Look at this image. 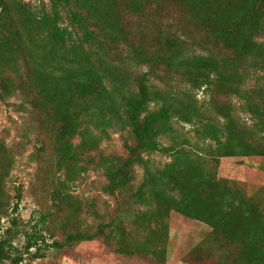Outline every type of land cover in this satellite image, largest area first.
I'll return each mask as SVG.
<instances>
[{
  "label": "trees",
  "instance_id": "obj_1",
  "mask_svg": "<svg viewBox=\"0 0 264 264\" xmlns=\"http://www.w3.org/2000/svg\"><path fill=\"white\" fill-rule=\"evenodd\" d=\"M50 1L52 11L37 14L23 1L0 0V98L21 91L37 153L53 159L41 170L36 234L13 255V220L0 236V264L43 258L56 230L64 243L49 249L102 240L117 255L163 262L173 213L211 229L196 264H264V187L248 196L219 178L222 159L264 158V0ZM63 8L83 32L81 43L61 26ZM252 78L263 82L248 87ZM201 91L207 102L196 97ZM175 122L191 126L198 141ZM112 132L127 134L128 156L99 153ZM155 154L171 161L156 167L146 158ZM14 163L0 139V222L11 210ZM91 169L105 175L106 194L139 208L130 224L120 207L102 218L88 203L100 222L72 232L86 206L71 191ZM21 200L19 193L13 212Z\"/></svg>",
  "mask_w": 264,
  "mask_h": 264
},
{
  "label": "rangeland",
  "instance_id": "obj_2",
  "mask_svg": "<svg viewBox=\"0 0 264 264\" xmlns=\"http://www.w3.org/2000/svg\"><path fill=\"white\" fill-rule=\"evenodd\" d=\"M30 4L33 11L37 14L43 10L50 13L52 3L50 0H20ZM63 21L61 26L73 31L77 43H81L83 32L74 26L68 13V8L62 9ZM134 21L133 28H137V19ZM264 43V37L260 39ZM144 71L147 69L144 68ZM259 78H252L248 87L258 84ZM196 97L202 102H207L210 98L203 91L196 93ZM224 103H230V100H224ZM232 103L239 109L237 116L250 122L247 114L240 110L239 101L233 100ZM23 104L21 91L15 92V96L2 100L0 98V139L7 147L12 150L15 157V163L12 167L11 176L7 181V192L11 195V210L8 216L3 217L0 222V236H4L7 229L11 227L13 220H16L18 227L16 234L12 239L14 250L13 255L23 253L29 239L36 234V227L43 212L37 202L36 194L41 186V170L45 163H49L52 157L46 152L39 156V146L36 143L37 135L33 131L36 126L33 114L24 112L19 106ZM175 128L185 137L196 143L193 128L188 125L175 122ZM127 134L112 132L110 139L102 143L100 152L105 156L126 157L128 152L125 148V138ZM162 143L165 146L171 145V140L164 138ZM46 148L50 146L45 142ZM50 152V151H49ZM150 158L156 167H164L171 161L169 157L163 154H155ZM53 160V159H52ZM137 184L141 183L144 177V169L137 166ZM63 175V173H61ZM60 175V176H61ZM219 178L238 182L242 185L248 196H253L258 190L264 187V158H232L222 159L219 169ZM107 179L102 172L90 170L84 173L72 188V195L83 202L86 206L80 215L79 224L72 232L80 230L86 231L93 229L100 221L99 217L89 209L88 203L94 206L100 217H111L112 213L120 207L121 214L126 215L125 223L130 224L134 215L138 211L131 200L112 197L105 193L104 187ZM21 193L18 212L12 209L17 205L18 195ZM169 238L166 246L165 261H157L153 257L146 256H125L117 255L113 249L109 248L104 241L85 242L65 247L61 250L56 248L49 249L54 242L64 243V233L56 230L54 238L47 236V245L43 247V258L35 260L32 256H27L23 264H196L199 254L197 247L204 241L211 229L197 221L186 219L185 217L173 213L169 221ZM46 236V234H44ZM35 253V250H32Z\"/></svg>",
  "mask_w": 264,
  "mask_h": 264
}]
</instances>
